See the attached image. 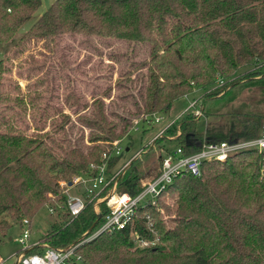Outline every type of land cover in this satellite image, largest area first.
<instances>
[{"label": "trees", "instance_id": "trees-1", "mask_svg": "<svg viewBox=\"0 0 264 264\" xmlns=\"http://www.w3.org/2000/svg\"><path fill=\"white\" fill-rule=\"evenodd\" d=\"M40 7L41 0H0V52L5 49L0 59V103L8 99L2 82L5 60L14 62L31 46L42 55L46 50L52 55L65 36L144 45L147 72L141 104L129 118L105 115L103 102L94 100L92 115L81 123L94 133L88 147L77 140L73 148L65 150L62 144L48 143L47 133H20L11 125L12 115H6L11 124L0 121V244L14 225L35 215L47 198L61 195V181L74 175H95L91 165H101L102 155H111L124 138L129 140V148V131L141 117L169 111L195 88L203 91L200 97L204 101L222 98L243 67L252 68L249 76L264 77V0H54L15 40ZM11 46L17 48L5 58ZM33 60L30 57L28 62ZM219 79L225 81L221 87L217 86ZM187 112L161 137L155 138L164 125L157 130L142 125V136L155 130V139H148L144 148H157L160 153L154 176L159 173L161 153L170 151L168 138H175L176 147L188 156L204 141L257 138L264 121L261 115L231 113L229 123L216 120L199 132L197 117ZM263 157L246 150L223 163H203L200 177H176L155 204L136 211L124 229L80 245L77 254L87 264H264ZM117 159L109 158L108 165L115 166ZM136 160H129L117 183V190L131 197L142 190ZM93 206L86 199L85 209L73 220L61 214L26 254L65 249L92 235L108 214L105 203L100 204L98 214ZM149 225L158 244L135 248L131 232L152 241Z\"/></svg>", "mask_w": 264, "mask_h": 264}, {"label": "rangeland", "instance_id": "rangeland-1", "mask_svg": "<svg viewBox=\"0 0 264 264\" xmlns=\"http://www.w3.org/2000/svg\"><path fill=\"white\" fill-rule=\"evenodd\" d=\"M53 2L54 0H41V7L24 24L14 39L17 40L23 35ZM15 48L17 46L9 47L5 58L11 57ZM55 48L56 52L52 55H47V50L42 55L31 46L14 62L5 60L6 73L2 82L6 86L8 93L5 95L8 99L0 103V121L11 124L12 119L11 125L27 136L35 135L36 131L47 133L48 143L62 144L65 150L73 148L77 140H82L83 146L88 147L90 145L88 139L94 133L81 123L92 115L95 108L94 100L103 102L105 115L129 118L137 111L136 106L141 104L140 95L147 72L148 49L144 45L132 42L106 41L85 36H65ZM2 52L0 59L3 58ZM30 57H34V60L28 62ZM251 69L250 66L240 68L234 75L235 82L229 84L227 87L229 90L225 96H220L222 98L204 101L197 97L203 94L199 88L179 98L169 111L161 113L165 120L164 127L168 124L166 117L169 121L181 117L189 110L190 103L195 99H198L197 108H202L204 115L197 118L199 132L204 131L207 123L212 124L216 120L223 124L229 123L231 113H251L261 115L264 119V77L262 74L256 77L249 76L248 72ZM262 72L264 73V68ZM16 99H21L22 103H17ZM189 112L193 113V110ZM6 115H12L13 118L11 116L8 119ZM155 130L143 136L142 133H131L132 145L130 143L129 151L125 150L129 140L124 138L120 144L123 152L118 157L114 170L137 158L136 164L141 172L142 184L150 180L156 172L160 153L157 148L150 150L144 148L148 139L150 142L154 139ZM64 135H67V138H64ZM167 144L170 150L177 146L174 141H168ZM56 150V154L59 155ZM161 156H164L163 153ZM80 189L82 188L72 190V193L83 194L79 192ZM52 203L53 201L47 198L35 215L24 218L30 222V244L39 243L50 225L58 222L64 213L61 211L57 213V210L51 215L49 207ZM22 229L21 223L14 225L2 240L0 261L3 260V264L16 263L15 255L21 250L16 240Z\"/></svg>", "mask_w": 264, "mask_h": 264}, {"label": "built area", "instance_id": "built-area-1", "mask_svg": "<svg viewBox=\"0 0 264 264\" xmlns=\"http://www.w3.org/2000/svg\"><path fill=\"white\" fill-rule=\"evenodd\" d=\"M225 84L224 80L219 79L217 86L221 87ZM198 99L192 100L189 105V110H193L194 115L203 117L201 108H197ZM151 118V120H149ZM162 115H152L141 117L134 123V126L129 131L131 133H140L144 128L150 126L160 127L163 123ZM173 122L168 123L166 127L160 129L155 138L161 137L167 127ZM149 125V126H146ZM154 138V139H155ZM173 141L175 138H168ZM120 143L115 144V148L111 155H102V164L94 167L95 175L80 174L74 175L68 181L59 183L60 196L50 197L53 201L49 207V213L52 215L57 210L58 212L66 213L70 219H75L85 209V199L94 202L93 210L96 214L100 213V204L105 203L108 214L105 216L101 226L89 237L84 239L78 245L71 246L65 249L45 248L42 251L26 254L28 250L36 247V244H30V222L23 219L21 222L22 232L16 242L21 246V253H16L15 264H82L84 261L76 250L86 242H90L101 234H111L114 231L122 230L126 227L127 222L133 218L135 212L149 205H154L156 199L171 185L176 177L191 174L194 177H200V167L203 163L219 162L223 163L229 157L238 154L242 151H256L264 156V122L260 129V134L257 138L250 140H229L223 142H202L198 143V150L188 156L183 155L182 149L176 147L170 150L169 153L162 157L159 173L152 179L142 184V190L135 197L117 190V183L124 172L128 162L118 170H114V166L110 167L107 163L111 157H119L123 152ZM129 151V148H127ZM126 150V149H125ZM264 158V157H263ZM261 175L264 176V165L261 169ZM80 189V193L74 194L72 190ZM84 195V197L82 196ZM63 199H62V198ZM59 201V203H57ZM60 212V213H61ZM148 218V216H146ZM149 230L154 234L152 241L142 238L137 232H131L130 237L134 242L135 248L143 249L153 247L158 244L156 234L149 225ZM4 261H0L3 264Z\"/></svg>", "mask_w": 264, "mask_h": 264}, {"label": "crops", "instance_id": "crops-1", "mask_svg": "<svg viewBox=\"0 0 264 264\" xmlns=\"http://www.w3.org/2000/svg\"><path fill=\"white\" fill-rule=\"evenodd\" d=\"M197 97H200V96H197ZM183 99H187V98H183ZM201 109H202V108H201ZM167 114H168V113H167ZM203 116H204V115H203ZM177 118H178V117H176V118L172 119L171 121H169L168 118L166 117V122H167V123L174 122ZM164 121H165V120H163V123L161 124V126L164 124ZM167 125H168V124H167ZM32 244H36V242H34V243H32Z\"/></svg>", "mask_w": 264, "mask_h": 264}, {"label": "water", "instance_id": "water-1", "mask_svg": "<svg viewBox=\"0 0 264 264\" xmlns=\"http://www.w3.org/2000/svg\"><path fill=\"white\" fill-rule=\"evenodd\" d=\"M126 151H128V149L126 148Z\"/></svg>", "mask_w": 264, "mask_h": 264}]
</instances>
